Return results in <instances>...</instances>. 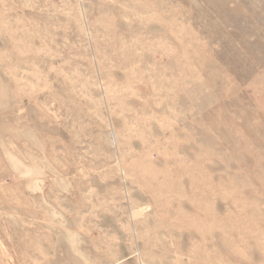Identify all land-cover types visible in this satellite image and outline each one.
<instances>
[{
	"label": "rangeland",
	"instance_id": "obj_1",
	"mask_svg": "<svg viewBox=\"0 0 264 264\" xmlns=\"http://www.w3.org/2000/svg\"><path fill=\"white\" fill-rule=\"evenodd\" d=\"M0 264H264V0H0Z\"/></svg>",
	"mask_w": 264,
	"mask_h": 264
}]
</instances>
